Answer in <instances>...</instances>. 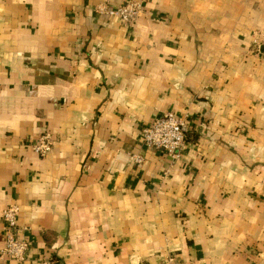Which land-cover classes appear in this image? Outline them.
<instances>
[{
	"label": "crops",
	"instance_id": "crops-1",
	"mask_svg": "<svg viewBox=\"0 0 264 264\" xmlns=\"http://www.w3.org/2000/svg\"><path fill=\"white\" fill-rule=\"evenodd\" d=\"M126 1L0 0V250L17 204L21 264H264V0Z\"/></svg>",
	"mask_w": 264,
	"mask_h": 264
},
{
	"label": "built area",
	"instance_id": "built-area-1",
	"mask_svg": "<svg viewBox=\"0 0 264 264\" xmlns=\"http://www.w3.org/2000/svg\"><path fill=\"white\" fill-rule=\"evenodd\" d=\"M143 11V1L129 0L125 3L110 8L101 5L96 8V13L110 17H117L123 24L131 25L138 15ZM251 50L254 54L264 59V30L252 34ZM186 121L174 113H166L156 119L153 124L142 131V143L147 148L160 150L178 158L180 150L186 141ZM53 138L51 133H44L39 137L38 143L33 146V151L40 157H45L51 152ZM135 163L141 164L143 158L132 156ZM20 209L17 204L9 205L2 213V220L7 227L5 246L0 250V259H7L18 264L24 263L27 259L28 244L16 237V228Z\"/></svg>",
	"mask_w": 264,
	"mask_h": 264
}]
</instances>
